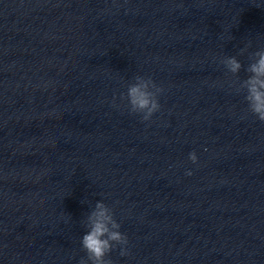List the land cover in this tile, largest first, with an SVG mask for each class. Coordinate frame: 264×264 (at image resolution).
<instances>
[{
	"label": "clouds",
	"instance_id": "1",
	"mask_svg": "<svg viewBox=\"0 0 264 264\" xmlns=\"http://www.w3.org/2000/svg\"><path fill=\"white\" fill-rule=\"evenodd\" d=\"M247 49H241L243 54ZM251 63L246 68L250 74L239 83L237 91L245 92L247 110L259 121L264 122V49L257 50L250 57ZM221 63L233 75L239 73L242 64L235 56L224 57ZM164 89L158 86L151 77L137 75L134 82L128 85L126 96L130 113L138 114L143 122H148L160 111L159 96ZM189 160L195 164L198 157L195 151L189 153ZM192 175L191 171L186 173ZM85 234L81 237V247L86 253L80 264H112L109 254L120 246V255H128V237L120 231L121 224L114 218L112 208L103 201H97L94 209L87 215Z\"/></svg>",
	"mask_w": 264,
	"mask_h": 264
}]
</instances>
